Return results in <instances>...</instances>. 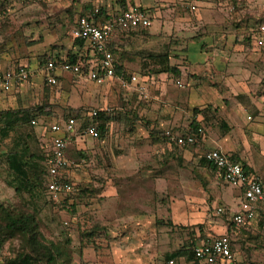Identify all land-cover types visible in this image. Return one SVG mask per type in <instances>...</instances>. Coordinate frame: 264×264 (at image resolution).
<instances>
[{"label": "rangeland", "instance_id": "rangeland-1", "mask_svg": "<svg viewBox=\"0 0 264 264\" xmlns=\"http://www.w3.org/2000/svg\"><path fill=\"white\" fill-rule=\"evenodd\" d=\"M121 1L0 0V68L20 65L29 68L27 61L35 64L37 56L39 64L49 58L59 59V39L72 38L71 29L79 19L102 22L104 13L100 15L99 9L111 8L106 13L115 14V8L121 10ZM127 1L124 0L126 5ZM180 1L154 3V7L147 9L150 27L117 33L111 44L115 61L126 77L140 79L153 74V78L144 83V96H138L136 91L124 88L116 80L96 85L67 74L52 88V98L51 88L37 78L40 69L30 73V68H27L29 77L24 83L0 93V113L28 111L35 117V125L30 122L18 126L4 139L0 135V204L10 210L36 213L44 244L51 242L60 251L55 264H169L167 258L176 252L183 256H178L173 264H188L189 249L209 237H217L220 227L230 224L226 216L217 213L218 208L225 207L211 197L205 176L201 174L203 170L192 165L191 153L196 149L170 146L161 137L166 130L186 134L197 122L194 111L178 102L173 91L174 88L177 93L183 91L184 82L159 72L167 65L191 66L185 53L193 35L200 38L222 35L247 49V32L253 23L264 20V10L257 15L258 6L264 5V0H247L255 5L258 12L255 15L243 14L245 8L241 13H230L222 0H206L212 1L211 5H204L199 14H192ZM197 22L201 23L199 29L193 27ZM34 43L40 46H30ZM204 43L201 39L196 41L197 47ZM156 74L163 78L156 80ZM93 111L103 113L106 131L102 135L97 131L96 137L87 139L81 135L83 129L77 128L75 137H67L70 143L66 152L68 166L61 178L73 189L60 197L59 205L52 203L42 186H36L32 196L18 194L8 186L13 178L4 156L7 152L28 146L41 167L37 175L46 187L44 160L51 148L49 126L60 116L66 120L77 114L78 127H81L82 123L91 122L87 114ZM100 123L102 120L98 117L93 120L95 127ZM78 138H81L78 147L83 149L87 159L86 164L76 166L73 159L77 155L74 146ZM204 152L201 150L197 155ZM138 164L143 167L139 172L147 171L152 176L144 180L148 186L152 183L153 197L137 192L131 197L123 195L122 199L102 196L107 183L117 184L115 178L121 171L117 167L127 166L136 172ZM210 170L213 174L214 170ZM217 180L218 184L228 186L221 177ZM178 188L185 192L183 205H188L187 210L194 215L188 218L186 226L184 222L173 226L174 218L181 213L176 210L173 216L169 208L168 198L179 195ZM120 214L125 216L120 217ZM228 236L237 264H264V222L243 226L236 233L229 232ZM0 247V264H10L29 254L26 242L19 236L9 238L1 233ZM31 264L44 263L34 258Z\"/></svg>", "mask_w": 264, "mask_h": 264}, {"label": "crops", "instance_id": "crops-1", "mask_svg": "<svg viewBox=\"0 0 264 264\" xmlns=\"http://www.w3.org/2000/svg\"><path fill=\"white\" fill-rule=\"evenodd\" d=\"M167 1L175 0H149V2L146 0H128L126 6H128V8H141L147 10L154 7L153 4L156 2ZM222 1H225L226 3V0ZM207 2L210 3L208 4ZM211 3L212 1L199 0L197 11L192 14H199L204 8V5L207 7L210 6ZM150 4L152 5L150 6ZM259 6L258 10L260 11H258V13L255 10V5H250L247 0H244V11L246 14L255 15L257 12V15H261L264 10V5ZM99 10L104 13V20L102 22L107 21L108 17L112 18L118 15L122 11L115 8V14H112L106 13L107 10H111V8ZM200 26V22L193 23V27H195V29H199ZM252 27H254V25H252ZM252 27L249 29L245 37V41L248 45L247 49H244L242 45L238 44V42H235L233 39H225L222 35L218 34L203 38H200L197 35L191 36L189 40L190 43L187 46L188 51L185 53L189 62L191 61V66L185 68L177 67L178 76H176L177 79L184 82L186 88L178 93L175 92V88L173 89L175 95L178 97V102L185 104L187 110L194 111L196 115L194 118L198 127L203 128L204 126L203 130L205 134L203 139L198 143V146L194 147L196 151L193 154L191 153V158L194 161H192V165L203 170L201 174H203L202 176H205L204 178L208 184L209 193L216 202H219L223 207H225L223 208L225 210L224 216L227 217V220H229L231 214L238 210V205L242 198V192L239 189L225 186L222 183L218 184L217 177H220V175L215 170L212 174V170H210V168H208L205 164H201L200 159L202 155H197V152H201V150H219L233 161L239 162L251 175L260 177L264 180V43L261 47L256 46L255 41L251 39L250 33L254 30ZM136 31L138 30H132L129 32ZM230 35L234 36V33L232 32ZM200 39L204 40L205 43L197 47L196 41ZM31 41L35 42L33 39H31ZM59 43L60 52H57L59 59L56 60L58 62H65L72 57L88 60L94 59V52L90 45L86 42H84V44L80 47L76 44V40L70 37L64 39L60 38ZM35 45L40 46V43H34L30 46ZM205 45H207L206 48H204ZM29 51H31V49ZM192 52L194 56H192ZM35 60V64H31L27 61L30 69L28 67L27 68L30 73H35L40 69L41 76L38 74L37 78L42 79V82H45L46 86L51 88L49 94H51L52 97V88L57 86V84H59L67 74L58 70L53 72L51 75L56 78L57 83L53 86L49 85L42 75V69L47 61H52L53 59H47L44 64L42 63L43 65L39 64L38 61H40V59L38 56ZM40 66H42V68ZM123 66L126 68L124 64ZM13 69H16V67L10 69L0 68V72L10 71ZM122 72H124L123 69ZM69 76L83 82L88 81L84 78L72 75ZM152 78L153 74L144 75L143 78H140L142 80L141 85L144 86V83ZM154 78L158 80L159 78L162 79L163 76L161 77L159 74L154 76ZM14 86L15 84L12 85L10 91L15 88ZM144 88L146 89L145 86ZM0 93H4L2 92V89H0ZM76 116L77 114L68 118L74 119L75 127L74 132L67 137H75L77 128H82L83 132L81 135L87 139H93L94 137L86 135L85 131L89 125L93 124V120L95 119L88 117L91 122L88 124L82 123L81 127H78V119ZM68 119L64 120V118L60 116V118L52 124L61 123L67 121ZM48 134L51 141L53 137L56 136L49 131ZM79 139L81 138L76 139L74 146L77 150V155H74L76 158L73 159L74 162H76V166L83 164L84 160L87 159L83 153V149L78 147ZM69 144L70 143L68 142L67 149ZM50 154L51 148L46 157L48 158ZM84 164H86V162ZM142 168L143 167H139L138 164L135 172L127 166L123 168L117 167L118 171L121 170L120 173H118L117 178H115L117 184L112 185L111 183H107L102 196L106 198L113 196L115 199L120 197V199H122L123 195L128 194L131 197L134 192H137L145 196L149 195L151 198L153 193L152 183L148 186L145 180L151 178L152 176L151 174H148L147 171H138ZM210 174L215 176L211 177ZM135 181L137 183H135ZM177 192L179 195L174 197L169 196L168 198V201L170 202L169 208L171 210V214L175 216L176 210L181 213L175 218L172 216L174 218L173 226H175V223L181 224V222H184L186 226L189 222L188 218L194 217V215L191 211L187 210V208H189L187 207L188 205H183L185 201L182 197H184L185 192H181L180 188H178ZM119 216L124 217L125 215L120 214ZM263 222L264 216L257 213L255 219L247 226L250 227L253 223L263 224ZM208 223L210 222L208 221ZM240 228L242 227H235L231 223H227V225L224 224L223 227H220L221 233L218 236L225 235L230 239L228 236L229 232L232 233L234 231L236 233ZM176 253L171 254L167 259L173 262L177 259V257H172V255H175ZM232 254L235 261L233 243ZM188 264L197 263L194 258H192L191 260H188Z\"/></svg>", "mask_w": 264, "mask_h": 264}, {"label": "built area", "instance_id": "built-area-1", "mask_svg": "<svg viewBox=\"0 0 264 264\" xmlns=\"http://www.w3.org/2000/svg\"><path fill=\"white\" fill-rule=\"evenodd\" d=\"M199 0H181L180 5L194 13L197 11ZM226 6L230 13L242 11L244 0H226ZM244 11V10H243ZM151 26L150 16L144 11L136 8H127L121 11L116 17L105 22L79 19L71 29V36L74 40H80L90 45L94 52L93 60L80 61L72 64L47 61L42 69V75L49 85H56L57 81L51 74L60 71L75 77L84 78L96 85L116 80L124 88H131L138 96H144L146 89L142 86V80L136 76L115 77V64L113 61L110 46L117 33L132 30H145ZM251 39L257 47L264 43V22L260 23L255 30L251 31ZM29 77V72L24 66L16 69L0 72V89L9 91L14 84L24 83ZM183 88L182 84H178ZM91 119L97 116L93 111L88 115ZM35 125L34 121H31ZM75 121L68 119L61 123H54L49 126V132L56 135L51 141V154L47 159L46 188L54 205L60 204V197L71 193L73 186L70 183L57 180L61 178L62 172L68 166L66 149L68 146L67 136L74 132ZM86 135L97 136V128L91 124L86 128ZM204 130L202 127L196 129L195 134L186 136L166 130L161 134L164 141L170 146L178 148L191 147L200 139H203ZM201 159L212 166L218 172L222 181L242 192V198L238 210L229 217L230 223L235 227H243L252 222L257 213L264 216V180L251 175L243 166L230 159L219 150L205 151ZM217 213L225 214L223 208H218ZM193 258L197 264H236L232 254V242L225 236L209 237L200 245L192 248ZM172 264V261L168 262Z\"/></svg>", "mask_w": 264, "mask_h": 264}, {"label": "trees", "instance_id": "trees-1", "mask_svg": "<svg viewBox=\"0 0 264 264\" xmlns=\"http://www.w3.org/2000/svg\"><path fill=\"white\" fill-rule=\"evenodd\" d=\"M120 6L122 11H125L128 8L124 3V0L121 1ZM137 9L144 10L141 8H137ZM144 11L150 16V11L148 10H144ZM95 12L97 13V11ZM99 12H100L99 14L101 15L102 11L99 10ZM244 12L245 11H243V14ZM94 17H96V15ZM86 19L95 21V19L92 18H86ZM107 19L109 20L111 18L108 17ZM262 22H264V20L260 22L256 21L253 24L254 27L252 28L255 30L257 26ZM76 44H78L81 47L82 44H84V42L80 40H76ZM111 46H110V52L112 53L113 61L115 64V77L126 78L127 75H125V73L122 72V68L115 61L114 52ZM166 60H168V58ZM80 61H85V60H83L82 58L72 57L65 62L75 64ZM159 73H168L176 77L178 76V69L176 67H170L169 65H167V68L163 69ZM97 117L99 118V120L100 119L102 120V123L96 125L97 131H99L100 134L102 135L106 131L105 120L103 119V113L100 112L97 113V116L94 119H97ZM34 118L35 117H32L30 112L28 111H21V112L7 111L0 113L1 138L3 139L6 138L8 134L11 131H14L15 128L18 126L25 124L29 125L31 121L35 120ZM197 128L198 125L196 123H193L191 125V128L188 130V132L186 134H183V136L189 134H195ZM199 142L200 139L197 143H195V145L191 147L197 146ZM4 156L7 162L8 171L11 173V176L13 178V182L8 184V186L14 188L18 194L26 193L29 196H32L33 192H35L36 186L37 187L42 186L43 192L47 194L48 192L46 191L47 188L44 185H42L43 181L42 179L40 180L39 176L37 175L38 171L40 170L39 168L41 167L36 162V156L30 152L28 146L24 145V147L19 151H16L15 149L10 152H7ZM47 159L48 158L45 157L44 160L45 175L47 168L46 166ZM37 160L40 161L43 159H37ZM200 163L205 164L207 167L215 170L212 166L206 164L202 159H200ZM57 180L64 181L63 178H57ZM80 186L81 185H79L78 188H80ZM1 233L9 238L14 236L21 237L23 241L26 242V245L29 250V254L24 255L22 257H18V259L12 261L10 264H31V261H33L34 258L38 261L41 260L44 264L56 263L57 253H59L60 251L57 250V248L51 242L49 245L44 244V240L38 231L37 216L34 211L26 212V211L10 210L9 208L4 207L2 204H0V234ZM187 253H188L187 259L191 260L193 258L192 249H189ZM178 256H182L181 252L172 255V257H178Z\"/></svg>", "mask_w": 264, "mask_h": 264}]
</instances>
